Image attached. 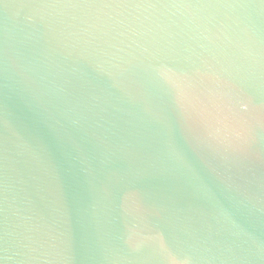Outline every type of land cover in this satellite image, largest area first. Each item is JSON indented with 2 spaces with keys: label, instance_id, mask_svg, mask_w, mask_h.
I'll list each match as a JSON object with an SVG mask.
<instances>
[{
  "label": "water",
  "instance_id": "obj_1",
  "mask_svg": "<svg viewBox=\"0 0 264 264\" xmlns=\"http://www.w3.org/2000/svg\"><path fill=\"white\" fill-rule=\"evenodd\" d=\"M0 264H264V0H0Z\"/></svg>",
  "mask_w": 264,
  "mask_h": 264
}]
</instances>
